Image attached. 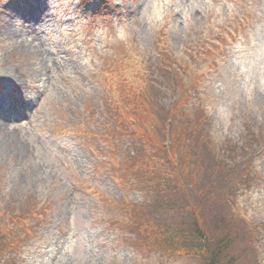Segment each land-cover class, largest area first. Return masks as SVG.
Here are the masks:
<instances>
[{
    "label": "rangeland",
    "instance_id": "1",
    "mask_svg": "<svg viewBox=\"0 0 264 264\" xmlns=\"http://www.w3.org/2000/svg\"><path fill=\"white\" fill-rule=\"evenodd\" d=\"M98 2L0 0V198L33 196L52 204L20 264L162 263L131 248L119 218L109 221L105 196L116 200L121 193L96 167L106 159L108 167L117 166L115 157L104 151L99 157L81 134L64 131L77 121L101 134L112 127L102 98L108 94L94 78L105 60L116 56L136 71L154 57L157 42L185 59L202 52L197 45L214 38L215 28L247 15L251 26L231 45L223 40L224 55L207 69L201 97L216 143L241 141L246 127L264 124V0H112L118 15L92 18L87 10ZM254 165L261 179L237 196V207L258 226L264 264V146L256 149ZM230 229H239L234 219ZM180 255L167 264L205 262ZM249 255L256 264L254 249Z\"/></svg>",
    "mask_w": 264,
    "mask_h": 264
},
{
    "label": "trees",
    "instance_id": "2",
    "mask_svg": "<svg viewBox=\"0 0 264 264\" xmlns=\"http://www.w3.org/2000/svg\"><path fill=\"white\" fill-rule=\"evenodd\" d=\"M212 42L197 45L202 52H192L187 61L157 42L146 66L143 61L133 71L115 60L103 74L108 97L102 98L113 125L100 137L117 166L110 168L105 161L100 168L112 171L123 193L116 200L105 196L109 221L119 218L120 235L129 238L131 248L160 264L180 253L201 255L204 264H252L248 256L253 249L254 261L261 264L258 229L236 207L237 196L258 178L252 160L255 148L264 145V124L246 127L241 141L214 142L200 98L205 71L199 68L211 67L220 56L224 45ZM78 129L88 139V128ZM2 197L0 264H20V254L35 240L52 204L41 205L33 196L17 202ZM202 198L208 201L198 205ZM227 213L239 229H230Z\"/></svg>",
    "mask_w": 264,
    "mask_h": 264
},
{
    "label": "clouds",
    "instance_id": "3",
    "mask_svg": "<svg viewBox=\"0 0 264 264\" xmlns=\"http://www.w3.org/2000/svg\"><path fill=\"white\" fill-rule=\"evenodd\" d=\"M123 38V37H122Z\"/></svg>",
    "mask_w": 264,
    "mask_h": 264
}]
</instances>
